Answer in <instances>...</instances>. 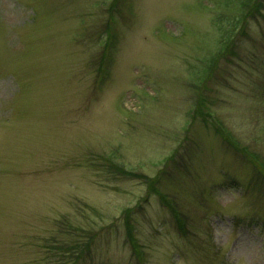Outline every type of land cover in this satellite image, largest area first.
Segmentation results:
<instances>
[{
    "label": "rangeland",
    "instance_id": "obj_1",
    "mask_svg": "<svg viewBox=\"0 0 264 264\" xmlns=\"http://www.w3.org/2000/svg\"><path fill=\"white\" fill-rule=\"evenodd\" d=\"M240 1L0 0V264H264V0L204 78Z\"/></svg>",
    "mask_w": 264,
    "mask_h": 264
},
{
    "label": "trees",
    "instance_id": "obj_2",
    "mask_svg": "<svg viewBox=\"0 0 264 264\" xmlns=\"http://www.w3.org/2000/svg\"><path fill=\"white\" fill-rule=\"evenodd\" d=\"M261 6H262V3L259 0H241L240 1V8H241L240 13L235 14L234 15L235 17H233L232 19L229 18V21H230L229 25L224 26V29L221 33L222 36L220 38L219 48L216 50V52H214V54H212V56L208 57L209 63L205 69L206 75L204 78L209 76V74L211 73L217 59L220 56L222 57V56L226 55L227 52L231 49L232 44L234 43V40L236 39L235 38L236 33L238 31L241 34L246 33V25H247V22L249 20L248 19L249 16H253V15H256L257 13H260ZM237 28L239 29L238 31H237ZM102 61H101V63H102ZM204 78L202 80L203 84L205 82ZM196 83H199V82H196ZM201 88H202V86H201ZM204 105H205V102H204L203 97H201V95L199 97V95H198V100H197V103L195 105L194 113H193V115L195 117L198 115L201 116V118H203V119H207V116L210 117V115L204 111V108H203ZM261 165L256 163V167H258L260 174L264 177V174H263V170H264L263 166L264 165L263 164H261ZM115 167L118 171H122V172H125L128 174H134V171L129 170V169H125V168H123V166H121L119 164H117ZM155 182H156V177L153 179H150L149 188L150 189L153 188L157 191V188L155 187ZM158 193L161 194L159 191H158ZM171 208H172L173 213L176 214L177 224H178L179 228L183 232L186 233L188 230H187V228L185 229V227H184L185 218L180 217V215L178 214V211L176 209H174L173 207H171ZM132 214H133L132 207H126L124 210V215H125L124 217H125V226L127 229V238H128V240H129V242H130V244L134 250V254L136 255V257L138 259H140V258L142 259L144 253L142 251V244L139 242V240L135 234V227H134L133 219L131 218ZM91 241H92V237H91L90 241L88 240L82 244H80L78 242V243H74L70 246H67L69 244L62 243L60 245L58 244L57 248H59V246H60V248L62 250L72 249L71 251H73V253H72V255H69V256H71L73 258H76V257L79 258L82 256V254H84L85 252L86 253L88 252L89 246L91 245ZM65 247H66V249H65ZM73 263H75V262H73V261H71L70 263H67V262L63 263L62 262L61 264H73Z\"/></svg>",
    "mask_w": 264,
    "mask_h": 264
}]
</instances>
